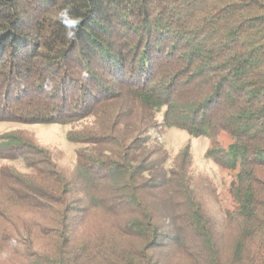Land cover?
Here are the masks:
<instances>
[{
	"label": "trees",
	"instance_id": "obj_1",
	"mask_svg": "<svg viewBox=\"0 0 264 264\" xmlns=\"http://www.w3.org/2000/svg\"><path fill=\"white\" fill-rule=\"evenodd\" d=\"M63 7L74 40L51 19ZM3 122L68 126L81 148L66 173L0 136V264H264V0H0ZM129 124L206 137L237 170L221 228L190 148L165 169L163 149L139 153L150 135L114 134Z\"/></svg>",
	"mask_w": 264,
	"mask_h": 264
},
{
	"label": "rangeland",
	"instance_id": "obj_2",
	"mask_svg": "<svg viewBox=\"0 0 264 264\" xmlns=\"http://www.w3.org/2000/svg\"><path fill=\"white\" fill-rule=\"evenodd\" d=\"M156 120L161 123L162 113L157 114ZM91 124V123H90ZM93 129H102L98 124H91ZM71 128L62 125H34L23 126L10 122L0 123V136L13 133L22 135L25 138L31 139L41 146L50 149L52 154L57 158L59 167L66 173H73L76 160V151L81 148L70 143L67 140V134ZM138 132L143 135H150L151 142L139 151L143 156L148 152L153 155L151 159H156L155 149L161 148L164 150V168L168 169L173 164L174 157L178 152L186 146L190 148L192 158V176L195 179L196 185L200 191L201 201L204 208L212 219L216 228H221V205L224 208H229L228 188L233 181L237 170H223L214 165L205 158L206 151L210 148L209 139L206 137H192L187 133L176 129H161L151 128L147 124L137 125L129 124L118 127L115 135L122 140L128 141ZM221 142L227 148L231 142L225 133H222ZM108 147H105V153H108ZM159 158V157H158ZM160 160V159H159ZM0 161V168L3 166Z\"/></svg>",
	"mask_w": 264,
	"mask_h": 264
},
{
	"label": "clouds",
	"instance_id": "obj_3",
	"mask_svg": "<svg viewBox=\"0 0 264 264\" xmlns=\"http://www.w3.org/2000/svg\"><path fill=\"white\" fill-rule=\"evenodd\" d=\"M53 22L60 24L64 28L66 39L74 40L80 24V18L73 15L71 7H63L51 13ZM86 78V73H81ZM50 85L46 84L45 88L50 90Z\"/></svg>",
	"mask_w": 264,
	"mask_h": 264
}]
</instances>
